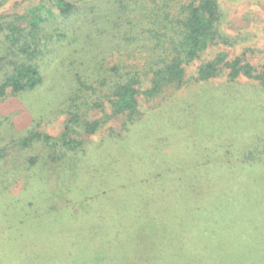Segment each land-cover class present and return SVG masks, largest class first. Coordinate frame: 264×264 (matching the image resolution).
<instances>
[{"label": "trees", "instance_id": "trees-1", "mask_svg": "<svg viewBox=\"0 0 264 264\" xmlns=\"http://www.w3.org/2000/svg\"><path fill=\"white\" fill-rule=\"evenodd\" d=\"M223 16L222 0H41L0 15V102L11 103L0 111V218L56 224L13 234L15 264H170L168 251L183 248L187 264H264V243L235 242L253 238L251 220L264 216V49H226L243 35L226 33ZM216 80L205 91L223 114L215 129L200 96L184 95ZM41 91L54 94L22 105ZM44 112L64 116L59 135L33 127ZM114 117L119 129L107 126ZM101 132L85 154L84 134ZM49 174L66 182L48 194ZM155 191L178 205L151 222L138 199ZM141 217L144 243L130 233Z\"/></svg>", "mask_w": 264, "mask_h": 264}, {"label": "rangeland", "instance_id": "rangeland-1", "mask_svg": "<svg viewBox=\"0 0 264 264\" xmlns=\"http://www.w3.org/2000/svg\"><path fill=\"white\" fill-rule=\"evenodd\" d=\"M41 0H6L2 5H0V15H6V14H11V13H18L21 14L28 9L35 7L39 5ZM222 8L224 12L223 16V21H222V28L226 33L232 34V35H237L241 34L243 35V41L240 42L237 47L234 48H226L230 51L234 50L236 52H241L245 46H253V47H258L260 49H264V0H258L256 1H251V0H222ZM219 49V47L214 48L211 52H214L215 50ZM116 51H114V57H116ZM249 56V55H248ZM250 59L252 61H258L259 57L253 58L250 56ZM193 69H189V71H192ZM62 73V72H61ZM60 73V74H61ZM220 80L213 81L212 83H209L207 85L205 84H195L191 85L188 90L186 91L184 96L191 97L190 101L192 104L196 101L195 99L199 97V100L201 103L205 104V109L206 112L209 116L210 119H213L214 122L209 120V123L213 128H219L222 126V121H223V114L220 113L219 119L215 118L214 111L216 109V105L214 102L215 96L217 94L211 93L209 94L208 92H205L207 90H211L214 86L220 84ZM204 92V93H203ZM54 93H46L45 91H41L40 93L33 94L31 95L22 105L25 108L31 107V109L35 108L38 109L40 108L41 103L47 102L53 95ZM226 101L228 99L225 97ZM9 100V99H7ZM230 102V101H229ZM228 102V103H229ZM224 104V103H221ZM11 106L10 102H0V111L4 112V109L9 108ZM176 110V109H175ZM245 111V110H244ZM97 112H93L92 115H96ZM245 114V113H244ZM243 115V114H242ZM42 118H38V115H35V118H38L37 120L40 122V124L33 123V127L47 133L51 136H57L60 134L63 128V115H55L51 114L49 112H44L42 114ZM168 117H175V120L178 119V121H184L185 117L182 115H179L175 111L169 112L167 115ZM121 118L120 117H114L111 122L107 125H112L116 127V129H119L120 124H121ZM247 122L244 121L242 124H245ZM106 126V127H107ZM104 127V129L106 128ZM104 136V132H101L97 135L89 136L87 134H84V138L88 139L89 141L86 143V151L85 154L90 153L91 151L96 152V146L100 143L101 137ZM163 139L167 141V137L164 135ZM172 142H176L177 138H171ZM169 142V141H168ZM173 146H168L166 148V151H170L173 149ZM103 147H100L98 149V152H102ZM114 152L118 153L119 149L114 148ZM27 154L33 155L35 154V150L33 149H26ZM112 152V151H110ZM91 156V154L87 155ZM121 164H125V159H122ZM8 166V163L6 164ZM259 171H262L261 169ZM23 177L21 180L18 181L16 184H12L9 186V192L10 193H19L21 188L23 187V184L25 182V178L28 177V173L23 172ZM66 181L59 180L54 174H49L48 179L46 180V185H44L48 190V194L50 193V190L52 187L56 186H61L63 187V184ZM155 191V195L150 194L148 197H143V199H138L142 200V204L140 208L143 210L142 215L144 217L149 216L151 219L150 221H157L158 219L160 220L161 217H164L165 215H169L172 213L173 209L177 207L178 204H175V195L170 194V201L168 202V205L164 201V192ZM42 192L40 190L35 191V201H40V199H43L45 196L41 194ZM184 194L183 190L180 189L178 191V194H176L177 198H180ZM39 195L40 198H37L36 196ZM140 197V196H139ZM182 198V197H181ZM149 199L151 200H156V203L154 207H147L149 202ZM7 204L8 202L5 200L0 199V204ZM135 205L139 206V202L135 203ZM167 205V206H165ZM262 210L264 212V205H261ZM7 208L5 205L4 207L1 208V211H4V209ZM1 216V215H0ZM187 216L186 210H183L182 212V218L183 221L185 220ZM141 217L139 223H134L131 226V236L135 238V240L140 239L142 242L145 239L144 233H142V224L146 222L145 218ZM241 218L239 219L241 223H248V215L245 216H240ZM47 219V218H46ZM51 220H40V221H31V219H28L26 221L27 223H31L30 225L24 222H20L19 220L17 221H12L9 218H0V251L4 252V254H0V256H4L3 258L0 259V264H15V261L6 255H9L13 248H8V243L11 239V236L13 234L16 235H24L26 233H30V231H37L39 232L41 229H43V224L46 225H54L55 223ZM70 223V222H69ZM56 225V224H55ZM154 225V223H151V226ZM251 225H252V236L253 238L247 237V239L244 240H239L236 238L235 242H253V245L257 242L264 243L263 239H259L258 236L262 232H264V216L261 217L260 222L256 219L251 220ZM156 227V226H155ZM155 227L153 228V231L155 230ZM158 228V227H157ZM50 229L51 226H50ZM146 232V231H143ZM233 233L236 236H240V231L239 230H234ZM246 238V236H245ZM159 239H163V236L161 235L157 240L156 243L157 245L161 242ZM144 243V242H143ZM252 246V245H251ZM250 246V247H251ZM157 247V246H156ZM238 247H240L238 245ZM183 250L187 251L186 248H183ZM180 250L178 251V255L176 253V250H170L167 253V258L170 260V264H187L186 263V253ZM239 253L243 254H248L251 251H254L255 248H249L247 249L246 246L240 247L237 249ZM141 255L142 253L139 252ZM238 254L235 256L237 257ZM197 264L199 262H196ZM201 264V263H200Z\"/></svg>", "mask_w": 264, "mask_h": 264}]
</instances>
